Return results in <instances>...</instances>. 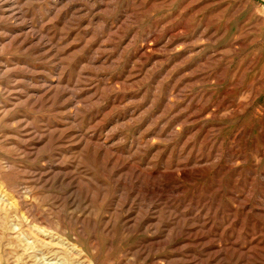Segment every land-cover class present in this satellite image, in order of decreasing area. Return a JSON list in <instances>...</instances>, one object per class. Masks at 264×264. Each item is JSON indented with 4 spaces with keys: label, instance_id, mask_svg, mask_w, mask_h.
<instances>
[{
    "label": "rangeland",
    "instance_id": "obj_1",
    "mask_svg": "<svg viewBox=\"0 0 264 264\" xmlns=\"http://www.w3.org/2000/svg\"><path fill=\"white\" fill-rule=\"evenodd\" d=\"M0 264H264V0H0Z\"/></svg>",
    "mask_w": 264,
    "mask_h": 264
}]
</instances>
